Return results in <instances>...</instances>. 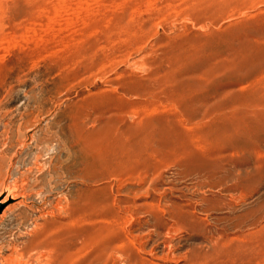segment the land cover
<instances>
[{
  "label": "rangeland",
  "instance_id": "rangeland-1",
  "mask_svg": "<svg viewBox=\"0 0 264 264\" xmlns=\"http://www.w3.org/2000/svg\"><path fill=\"white\" fill-rule=\"evenodd\" d=\"M0 47V149L7 124L26 143L4 177L93 204L89 257L264 264V0H0Z\"/></svg>",
  "mask_w": 264,
  "mask_h": 264
},
{
  "label": "bare ground",
  "instance_id": "bare-ground-1",
  "mask_svg": "<svg viewBox=\"0 0 264 264\" xmlns=\"http://www.w3.org/2000/svg\"><path fill=\"white\" fill-rule=\"evenodd\" d=\"M21 129V127L19 130L17 129L19 133ZM3 137L2 149H0V198L3 197L1 203L8 202L9 200H15V203L7 208L4 207L5 210L1 214L0 226L9 214L13 213L16 209L18 210V208H22L17 216L19 220L18 228L23 232L21 235L25 237L22 246L23 254L26 253L27 257H25L26 259L22 257L20 260L18 259L19 261L24 259L25 261L28 260L27 263H29V261H35L37 264H100L109 259L111 255L120 253L118 255L124 258L125 262L123 263L131 264V252H119L118 249L108 244L107 246L104 244L105 246L101 248L96 247V249H98L95 250L92 257H89L87 253L89 242L91 244L92 241H101L102 238L100 239V237H103V232L111 230L109 226L99 227L96 225L91 227V229L87 228L85 209L87 206L92 207L93 204H86L87 206L85 207L82 201H77V199L76 201L75 199L71 200L67 197L64 205H54L49 195L53 189H49L50 191L47 192L43 189H39L40 181L35 177L28 175L22 176L20 179L14 178L15 176L10 175L9 170L5 173L6 176L4 177L7 164H5L6 151L12 148L16 143H19L21 146H24L26 143H24L25 141L15 140V135L11 132L8 124L5 125V129L3 130ZM14 172L13 174H15ZM38 202L42 204L40 205ZM94 205H96V203H94ZM101 216H103V214ZM176 217H179V215H176ZM112 233L114 234L113 230ZM104 238H106V236ZM20 255L21 254H19V256ZM14 257L11 254L4 253L3 246L0 247V264H15L16 257Z\"/></svg>",
  "mask_w": 264,
  "mask_h": 264
}]
</instances>
